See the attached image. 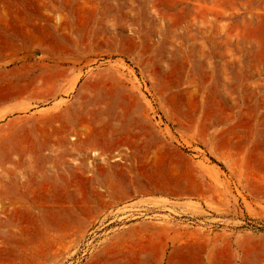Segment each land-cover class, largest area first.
Instances as JSON below:
<instances>
[{
  "label": "rangeland",
  "instance_id": "rangeland-1",
  "mask_svg": "<svg viewBox=\"0 0 264 264\" xmlns=\"http://www.w3.org/2000/svg\"><path fill=\"white\" fill-rule=\"evenodd\" d=\"M7 82L0 264H264V0H0Z\"/></svg>",
  "mask_w": 264,
  "mask_h": 264
},
{
  "label": "bare ground",
  "instance_id": "bare-ground-1",
  "mask_svg": "<svg viewBox=\"0 0 264 264\" xmlns=\"http://www.w3.org/2000/svg\"><path fill=\"white\" fill-rule=\"evenodd\" d=\"M47 76V75H46ZM46 76H44V77H46ZM50 76V75H49ZM5 88L4 89H1L0 88V95L2 96V95H4V96H10L11 94H13V92L14 91H16L15 90V88L13 87V85L10 83V82H7L6 83V86H4ZM47 88H45V90H46ZM21 90V88H19L17 91H20ZM48 90V89H47ZM43 91V90H42ZM45 92V91H44ZM49 92H50V90H49ZM52 92V91H51ZM43 93V92H42ZM41 93V94H42ZM46 93V92H45ZM44 93V94H45ZM48 94V93H47Z\"/></svg>",
  "mask_w": 264,
  "mask_h": 264
}]
</instances>
